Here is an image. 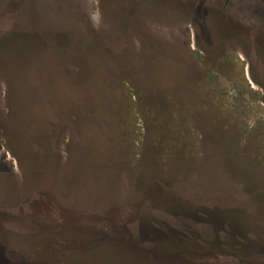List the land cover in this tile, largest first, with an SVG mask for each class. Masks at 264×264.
<instances>
[{"label":"rangeland","instance_id":"rangeland-1","mask_svg":"<svg viewBox=\"0 0 264 264\" xmlns=\"http://www.w3.org/2000/svg\"><path fill=\"white\" fill-rule=\"evenodd\" d=\"M238 3L264 24V0H0V264H264Z\"/></svg>","mask_w":264,"mask_h":264},{"label":"trees","instance_id":"trees-1","mask_svg":"<svg viewBox=\"0 0 264 264\" xmlns=\"http://www.w3.org/2000/svg\"><path fill=\"white\" fill-rule=\"evenodd\" d=\"M239 3L233 5L231 4L232 6L222 8L224 12L229 13L227 17L231 18L228 19L227 22L239 28V30L248 31L255 35H263L264 24L261 22V17L258 14H254L252 9L247 10V7H243V5L241 4L238 7L237 5H239ZM200 6H204V8H211V10H216V11L218 10L216 9L215 6L207 7L206 5L203 4ZM218 8L220 9L221 7Z\"/></svg>","mask_w":264,"mask_h":264}]
</instances>
